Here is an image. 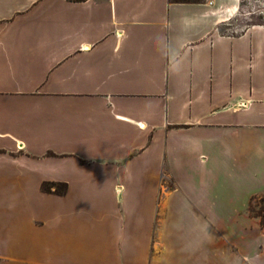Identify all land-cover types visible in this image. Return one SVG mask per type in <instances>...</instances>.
Returning <instances> with one entry per match:
<instances>
[{"label":"crops","instance_id":"obj_1","mask_svg":"<svg viewBox=\"0 0 264 264\" xmlns=\"http://www.w3.org/2000/svg\"><path fill=\"white\" fill-rule=\"evenodd\" d=\"M221 19L0 0V264H264V25Z\"/></svg>","mask_w":264,"mask_h":264},{"label":"rangeland","instance_id":"obj_2","mask_svg":"<svg viewBox=\"0 0 264 264\" xmlns=\"http://www.w3.org/2000/svg\"><path fill=\"white\" fill-rule=\"evenodd\" d=\"M219 10L221 33L237 34L252 25H264V0H201ZM253 213L264 216V196L251 205ZM262 221V220H261Z\"/></svg>","mask_w":264,"mask_h":264},{"label":"trees","instance_id":"obj_3","mask_svg":"<svg viewBox=\"0 0 264 264\" xmlns=\"http://www.w3.org/2000/svg\"><path fill=\"white\" fill-rule=\"evenodd\" d=\"M174 3H200L201 0H169ZM52 187H54V192L58 194H63L66 192L67 185L66 183H57V182H44L41 185V188L44 191L51 192Z\"/></svg>","mask_w":264,"mask_h":264}]
</instances>
